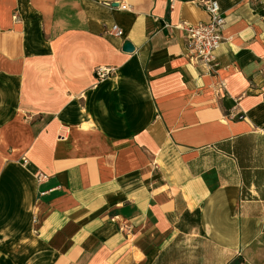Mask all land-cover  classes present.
Returning <instances> with one entry per match:
<instances>
[{
    "label": "crops",
    "instance_id": "0c3cea01",
    "mask_svg": "<svg viewBox=\"0 0 264 264\" xmlns=\"http://www.w3.org/2000/svg\"><path fill=\"white\" fill-rule=\"evenodd\" d=\"M197 1L0 0V264H264V0L212 72Z\"/></svg>",
    "mask_w": 264,
    "mask_h": 264
},
{
    "label": "built area",
    "instance_id": "2783aa9c",
    "mask_svg": "<svg viewBox=\"0 0 264 264\" xmlns=\"http://www.w3.org/2000/svg\"><path fill=\"white\" fill-rule=\"evenodd\" d=\"M197 5L209 14V23H198L196 25L183 23L170 28L180 30L185 34L190 62L194 65L203 66L208 72H212L215 69L216 52L220 49L224 40L223 33L226 20L216 0H198ZM120 8L126 10L127 6L120 5ZM110 32L116 37H123L124 34L118 26H114ZM114 73L115 69L110 67H97L95 69V76L98 81H103ZM220 86L224 88L225 83H220ZM37 178L42 181L47 177L39 174ZM127 229V226H124V230L128 231Z\"/></svg>",
    "mask_w": 264,
    "mask_h": 264
},
{
    "label": "water",
    "instance_id": "95a60500",
    "mask_svg": "<svg viewBox=\"0 0 264 264\" xmlns=\"http://www.w3.org/2000/svg\"><path fill=\"white\" fill-rule=\"evenodd\" d=\"M123 50L125 52L132 53L134 51V46L130 42L126 41L123 45Z\"/></svg>",
    "mask_w": 264,
    "mask_h": 264
}]
</instances>
